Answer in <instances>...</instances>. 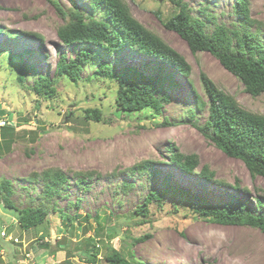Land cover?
Segmentation results:
<instances>
[{
  "label": "rangeland",
  "instance_id": "1",
  "mask_svg": "<svg viewBox=\"0 0 264 264\" xmlns=\"http://www.w3.org/2000/svg\"><path fill=\"white\" fill-rule=\"evenodd\" d=\"M56 1L66 12L74 2L90 12L89 0ZM124 1L136 20L191 67L187 78L165 66L173 83L167 86L170 102L164 103L159 114L150 109L132 115L119 112L118 85L94 75L98 63L87 66L79 84L58 76L60 57L73 59L79 49L65 46L58 37L68 19L55 5L47 0H0V129L16 128L11 145L0 139V184L10 183L9 191L0 189V264H92L85 252L91 240L100 249L97 264H106L109 247L131 262L146 264H264L262 231L206 221L184 201L166 198L161 205H150L148 218L135 216L149 193L166 184L215 205L230 201V195L238 196L260 213L257 202H264V178L252 176L243 161L224 154L192 123L203 126L209 117L202 75L253 113L264 115V93L252 97L214 56L208 52L194 55L177 33L167 30L157 13L167 21L178 12L168 0ZM246 1L253 21L250 29L264 44V0ZM183 3L193 17L209 22L208 31L215 27L213 20L233 30L240 25L237 0ZM203 7H208L212 21ZM20 60L34 67L22 83ZM102 60L147 73L155 65L150 57L129 50ZM40 75L55 80L54 98L38 96L30 89ZM196 94L205 103L203 108L197 106ZM87 109L100 110L103 121L86 120ZM190 109L196 113L193 122ZM171 149L197 155L196 171L187 173L170 162ZM142 161L152 162L147 172L130 171ZM206 168L214 180L200 174ZM53 170H60L68 180L63 191L66 197L52 199L50 208L55 205L56 209L48 224L23 231L19 214L8 209L5 200L19 210L36 206L43 174ZM80 178L83 185L77 181Z\"/></svg>",
  "mask_w": 264,
  "mask_h": 264
},
{
  "label": "trees",
  "instance_id": "2",
  "mask_svg": "<svg viewBox=\"0 0 264 264\" xmlns=\"http://www.w3.org/2000/svg\"><path fill=\"white\" fill-rule=\"evenodd\" d=\"M47 1L56 6L64 19H68V22L58 30L61 42L67 47L78 46L79 49L73 59L68 60L65 55L60 57L56 65L58 76H65L74 84H79L82 72L87 66L91 67L98 63L94 75L112 79L118 85L116 100L119 112L132 115L150 109L159 114L164 103H169L171 99L167 93V86L171 87L173 80L165 73L166 65L189 77L191 67L185 59L159 35L136 20L124 0H89L88 14L75 2L73 9L66 12L56 0ZM168 1L178 9V12L167 21L157 13L167 30L177 33L194 55L208 52L214 56L244 85L245 91L252 97L257 98L264 93V44L250 29L253 21L249 17L246 0H237L236 3V13L241 19L238 28L233 30L225 25H217L213 20L215 27L209 31L211 27L209 22L193 17L183 0ZM201 10L206 13L207 20H211L207 13L208 7ZM127 50L150 57L155 62L152 73L124 65L118 68L114 63L102 60V57L117 58ZM16 57L21 58V55ZM20 69L19 80L22 83L25 76L34 71V67L20 60ZM54 83L55 80H51L49 76L40 75L30 89L36 95L50 99L57 93ZM202 83L208 97L206 105L209 117L203 126H198L196 122L192 125L224 154L243 161L252 176L264 178V115L244 109L233 97L218 90L206 75H202ZM197 98L199 101L197 106L203 108L205 103L199 95ZM85 115L86 120L98 123L103 121L101 111L98 109H87ZM188 116L190 121L195 119V111L190 109ZM165 124L170 123L166 120ZM15 132L16 128L13 126L2 127L0 139L11 145ZM170 152L168 159L177 168L193 173L199 167L197 155L182 154L176 149H171ZM151 165V161H142L134 165L130 171L147 172ZM200 174L214 180L213 173L207 168ZM43 180L42 193L37 200L34 199L36 206L19 210L9 200H5L6 207L19 214L18 223L23 231H31L48 224L51 211L56 209L55 205L52 206L53 209L50 208L52 199L66 197L63 191L66 190L68 180L60 170H53V173L47 171L43 174ZM77 181L80 185L84 183L83 178ZM9 187V182L0 184V189L5 191H9ZM166 198L184 201L206 221L224 226H249L259 229L264 234L262 199H258L257 202L260 213H254L238 196L230 195V201L215 205L203 197L194 196L190 192L167 184L164 189L151 191L143 205L135 210V216L148 218L150 205L154 202L161 205ZM143 222L146 223V219ZM90 244L91 248L85 251L88 261L97 264L100 249L93 240ZM105 260L106 264H146L140 261L131 262L121 251L113 247H109Z\"/></svg>",
  "mask_w": 264,
  "mask_h": 264
},
{
  "label": "built area",
  "instance_id": "3",
  "mask_svg": "<svg viewBox=\"0 0 264 264\" xmlns=\"http://www.w3.org/2000/svg\"><path fill=\"white\" fill-rule=\"evenodd\" d=\"M2 124L5 125V122H3Z\"/></svg>",
  "mask_w": 264,
  "mask_h": 264
}]
</instances>
